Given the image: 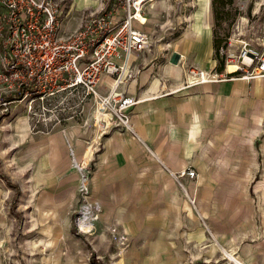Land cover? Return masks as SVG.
Returning a JSON list of instances; mask_svg holds the SVG:
<instances>
[{"label":"crops","instance_id":"obj_1","mask_svg":"<svg viewBox=\"0 0 264 264\" xmlns=\"http://www.w3.org/2000/svg\"><path fill=\"white\" fill-rule=\"evenodd\" d=\"M155 2L144 11L146 22L138 24L152 37L145 27L147 9ZM104 6L101 0H66L59 15L70 32L85 11ZM213 33L211 21L184 32L185 41L172 46L176 59L203 54L198 66L212 69ZM163 48L156 50L164 53ZM153 50L130 55L128 67L140 72L121 87L140 97L131 109L134 131L98 134L90 105L87 113L66 118L51 134L33 131L22 106L8 128L7 118H0V132L6 128L0 139V241L6 247L16 246L23 256L35 254L42 264L84 261L80 248L68 253L52 245L55 239L63 245L78 192L79 171L70 150L79 161L92 139L101 136L104 148L91 179V200L101 213L94 229L116 226L130 241L129 259L139 264H225L230 252L245 264H264V78L182 88V59L149 61L146 54ZM102 78L101 91L108 92L113 77ZM86 117L90 125L84 124ZM36 163L43 166L38 177L32 167ZM7 165L27 166L21 178L31 183L26 192L6 173ZM188 166L197 177L178 180L174 173ZM20 191L28 195L26 202L18 203ZM104 239L97 237L95 244L107 250Z\"/></svg>","mask_w":264,"mask_h":264},{"label":"built area","instance_id":"obj_2","mask_svg":"<svg viewBox=\"0 0 264 264\" xmlns=\"http://www.w3.org/2000/svg\"><path fill=\"white\" fill-rule=\"evenodd\" d=\"M64 1L0 0V118L3 121L11 112L16 115L17 108L22 106L30 121L38 123L39 118H35L43 116L46 122V112L56 114L55 108H64L70 99L76 98L73 106L79 113L88 105L93 109L98 134L113 129L134 131L131 109L140 97L126 94L121 87L140 72L128 67L130 55L152 50L151 34L138 24L146 22L139 16L156 0H115L114 7L85 11L78 27L70 32L59 15ZM118 4L124 17L116 25L111 17ZM256 44L241 40L236 48L230 41L223 71L192 65L182 88L232 78H264V40ZM229 64L236 68L228 69ZM104 74L113 77V84L103 93ZM48 103L56 104L49 108ZM84 124H89L88 118ZM100 137L92 139L79 161L73 157L79 171L75 224L77 233L85 236L93 234L94 221L101 216L99 207L91 200L92 174L104 148ZM174 175L179 180L198 174L188 166ZM120 239L127 243L125 235ZM16 248L6 247L0 241V264H42L35 254L23 256ZM226 255L231 264H245L237 255Z\"/></svg>","mask_w":264,"mask_h":264},{"label":"rangeland","instance_id":"obj_3","mask_svg":"<svg viewBox=\"0 0 264 264\" xmlns=\"http://www.w3.org/2000/svg\"><path fill=\"white\" fill-rule=\"evenodd\" d=\"M105 3V5L113 6V0H101ZM212 1V0H211ZM117 10L114 11L111 19L114 23L119 24L124 17V11L120 5H116ZM231 9L227 16L235 17L231 24L226 23L223 28L220 29L218 34L219 38L223 39L221 43V47L218 50V58L217 52L214 47V33L212 35L213 40V51H212V58L215 60V66L212 70L219 71L218 63L220 61H225L226 65V51L228 47V43L230 41L234 42L235 47L237 48L238 45H241V40L253 43L262 42L264 40V0H235L233 6H229ZM147 13L149 15V21L145 27L146 30H149L153 33L152 37V48L153 50L150 54H146V58L149 61H163L168 60L172 63L179 62L178 60L182 61V69H183V76H181L180 81L183 82L187 81V73L189 72L191 66H198L201 65V62L205 59V55L203 54H187L184 57L179 55V59H176V54L174 51L177 49L173 48L176 44L181 43L185 38H182L181 35L184 32H191L193 29L201 28L203 25H208L211 21L212 28L214 30L215 22L213 19L212 13V2L210 0H157L155 4L152 5L149 9H147ZM193 39V38H192ZM231 39V40H230ZM187 40V39H186ZM194 40H198V37L194 38ZM201 45L204 44L203 40L200 39L199 41ZM163 46L165 49L164 53L158 52L156 48L158 46ZM168 47V48H167ZM205 49V48H204ZM234 63V62H232ZM199 67V66H198ZM201 68V67H200ZM226 68V67H225ZM228 68V67H227ZM210 70V69H209ZM76 99V98H73ZM73 99L69 100V103L65 105L64 108L60 106V108H55L56 114H51L50 112H46L49 119L45 122L43 120V116L36 117L35 119L39 118L41 123H46L48 127L46 129L37 123L31 124V128L33 131H45L47 134H51L53 130L56 128L57 125L64 123V120L77 119L75 115L78 113V109L74 108V101ZM49 104V103H48ZM49 108H52V104H49ZM73 107V108H70ZM21 106L18 107L20 109ZM11 109L14 111L16 108L13 106ZM23 110V109H22ZM21 111V110H20ZM40 113V112H39ZM44 112L41 111V114ZM87 113V109L84 111ZM15 113L11 112L6 118L7 123L6 127L8 128L9 124L12 122ZM87 118V117H86ZM85 118V119H86ZM35 121V120H34ZM37 126V127H36ZM48 128V129H47ZM2 131V130H1ZM3 130L0 132V139H4L5 135ZM75 151L73 149L70 150L73 166L76 167L74 163L73 157L75 156ZM1 167V163H0ZM35 169V173L37 177L40 175L39 172L42 173L43 166L36 165L32 166ZM39 169V170H38ZM74 169V168H73ZM1 170V169H0ZM6 173L10 174L12 177H15L18 181H20L21 187H23V191L26 192L28 183L23 181V176L28 173L27 166H18V165H7L4 169ZM2 172V171H1ZM5 173V172H4ZM33 173V170L31 171ZM34 187L38 190L39 188L36 187L34 183ZM14 193L16 189L12 188ZM20 195L18 198V203L26 202V198L28 195L24 192L20 191ZM75 204L73 205L72 211V219L68 226L67 234H62V241L63 245L55 239L53 242V249L57 251L61 248L65 252L75 253L76 248H80L82 250V254L84 256V261L77 262L78 264H139V261L129 259L127 255H129L128 249L129 242L127 240L126 244H123L120 237L124 235L120 233V231L116 228V226H112L110 229H104L102 227H97L96 230L94 229L93 234L89 235H81L77 233L76 224H75V216H76V209L78 207V192L75 198ZM41 237V236H40ZM97 237H104L106 239L105 242L108 243L109 247L107 250H102L100 246H97L95 241ZM107 239H110L108 242ZM53 240V239H52ZM66 241L69 244L65 245ZM107 245V244H106ZM100 247V248H97ZM71 250V251H70ZM63 252V253H65ZM126 255V256H125ZM95 257L96 260H99V263H94L92 259ZM62 264H74L71 262H65ZM225 264H231L229 261L225 262Z\"/></svg>","mask_w":264,"mask_h":264},{"label":"trees","instance_id":"obj_4","mask_svg":"<svg viewBox=\"0 0 264 264\" xmlns=\"http://www.w3.org/2000/svg\"><path fill=\"white\" fill-rule=\"evenodd\" d=\"M235 0H212V12L214 16V47L216 50L217 58H218V50L221 47V43L223 39L219 38L218 34L220 32V29L224 27L226 23L231 24L235 17L231 16L228 17L227 13L230 11L229 6L234 5ZM111 6V5H110ZM225 68V61L222 60L220 63H218V69L219 71H223ZM232 75H236V73H232ZM7 178V177H6ZM94 263H99V260H96L95 257L92 259Z\"/></svg>","mask_w":264,"mask_h":264},{"label":"bare ground","instance_id":"obj_5","mask_svg":"<svg viewBox=\"0 0 264 264\" xmlns=\"http://www.w3.org/2000/svg\"><path fill=\"white\" fill-rule=\"evenodd\" d=\"M142 20H144V16L143 15H140L139 16ZM236 68V66L234 65V64H229V66H228V69H230V70H234ZM227 253V252H226ZM228 255L231 257V258H233V255L232 254H230L229 252H228Z\"/></svg>","mask_w":264,"mask_h":264}]
</instances>
